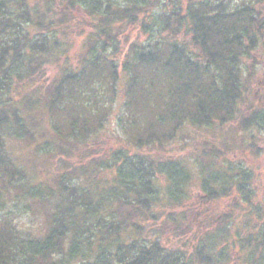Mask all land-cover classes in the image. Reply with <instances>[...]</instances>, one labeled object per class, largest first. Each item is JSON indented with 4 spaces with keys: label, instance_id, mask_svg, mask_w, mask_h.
Listing matches in <instances>:
<instances>
[{
    "label": "trees",
    "instance_id": "1",
    "mask_svg": "<svg viewBox=\"0 0 264 264\" xmlns=\"http://www.w3.org/2000/svg\"><path fill=\"white\" fill-rule=\"evenodd\" d=\"M165 3L0 0V264H264L255 173L230 157L254 137L248 126L264 128V80L258 100L250 86L264 11ZM121 81V138L107 147ZM225 125L234 135L194 145L192 161L172 147L190 127ZM10 139L56 163L53 184L26 171ZM192 182L199 206L180 208ZM225 197L230 212L210 208ZM156 226L194 241L169 245Z\"/></svg>",
    "mask_w": 264,
    "mask_h": 264
},
{
    "label": "rangeland",
    "instance_id": "2",
    "mask_svg": "<svg viewBox=\"0 0 264 264\" xmlns=\"http://www.w3.org/2000/svg\"><path fill=\"white\" fill-rule=\"evenodd\" d=\"M166 2L167 6H170L169 1L170 0H160ZM185 1V0H182ZM252 1V3L256 4L259 9H262L264 11V0H249ZM83 26H85L83 24ZM130 39H137V37H142L143 35L140 36V33L137 28L130 29L129 32ZM77 47V46H76ZM76 48L72 50V56L75 55L76 53ZM256 54V59L252 63V66L255 69V74L254 76L257 77L254 80H252L250 86H252V89L254 91V95L256 96L257 100L260 99V93H261V78L264 80V50L259 49L255 52ZM120 56V55H119ZM246 62H250L248 59ZM56 70L53 69L52 67H49L47 69V77L48 79H51L55 76ZM123 81H121L120 84V90L118 97L115 101L114 104V110L112 115L110 116V119L107 123L106 128L104 129L103 136L107 135L106 138L104 139L106 142L107 147H113L116 145V143L119 141L121 138V131L119 130L118 123H117V117L122 111V103L124 101V94H123ZM246 106V104H241V107ZM245 133L248 134H253L254 137H245L246 142H240L237 143V149L236 152L232 153L231 160L232 162L239 161L242 164H249L254 173V185L255 189L257 191V196L259 199V202L263 203L264 202V128H261L259 126H248V130L245 131ZM233 134V129L230 128V126L225 125L223 127V131L217 132V131H209L205 129H196L194 127H190L188 130V136L187 137H180L177 138L172 147L175 149V152L182 156H185L186 158H190L192 161L194 159L195 153L194 151V145H198L200 142H202L204 139H212L217 142H220L221 139L229 138L232 137ZM238 136V135H237ZM254 142L255 146L250 147L248 144L250 142ZM197 143V144H196ZM10 146L13 154L15 153L16 156L19 157V161L24 165L26 171L29 174L33 173V170H35V177L37 179L45 180L48 182V184H53L52 183V177H54L56 174L61 172L60 169L57 170L56 163L54 161H50L48 164H44V162H32V159L30 158V154L28 152V148L26 149L23 145V143L20 140L17 139H10ZM254 149V151L252 150ZM170 154L173 153V150L168 151ZM161 182L162 184H165V180L163 177H161ZM191 192L193 193L191 195V198L186 199L185 203L183 205H179L180 208H188L190 206H195L198 205L199 203L197 199L194 197V195L197 193L198 186L192 182L191 185ZM14 205L13 202L7 201L6 207L9 209ZM16 209L20 207L15 206ZM210 208H212L213 211H218V212H230L229 210L231 208V199L230 198H222L219 201H215L210 205ZM233 210H236L234 206H232ZM1 211V210H0ZM6 211V210H4ZM26 223L31 222L32 220L27 217L24 218ZM42 225L40 222V219L34 221V227L35 230L39 229L40 226ZM157 227V226H156ZM158 229V227H157ZM161 230L158 229V232L162 233L160 236V239L165 243L175 246V247H182L184 243H187V245H190L194 241V236H193V231L191 232H185L182 235H175L169 230H166L164 228H160Z\"/></svg>",
    "mask_w": 264,
    "mask_h": 264
}]
</instances>
